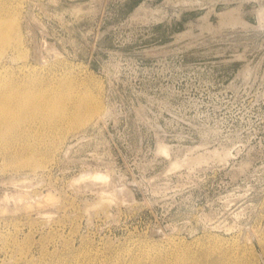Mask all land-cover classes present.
Listing matches in <instances>:
<instances>
[{"label": "rangeland", "instance_id": "374dc122", "mask_svg": "<svg viewBox=\"0 0 264 264\" xmlns=\"http://www.w3.org/2000/svg\"><path fill=\"white\" fill-rule=\"evenodd\" d=\"M7 10L24 51L1 59L13 77L26 62L29 81L108 110L61 132L40 165H19L22 134L0 142V264H264V0Z\"/></svg>", "mask_w": 264, "mask_h": 264}, {"label": "bare ground", "instance_id": "6f19581e", "mask_svg": "<svg viewBox=\"0 0 264 264\" xmlns=\"http://www.w3.org/2000/svg\"><path fill=\"white\" fill-rule=\"evenodd\" d=\"M225 12L224 14L222 13V21L224 22L226 19H229V17H226V15L229 16V14H226L229 13V11ZM230 14L231 20V16L233 15L232 13ZM224 16L226 18H224ZM235 19H237V21H242L238 16L234 18V20L232 19V22H234ZM230 20L227 21L230 22ZM20 45V29L17 24V16L12 11L7 10L5 14H0V62L1 59L4 58V54H6V50L9 47L15 50V52H11V57L16 60L17 58L20 59L22 55H24V51ZM26 65V62H22V64L19 65L20 68L14 71L16 77H13L12 73L5 67V64L3 62L0 63V80H3L0 82V142L5 145V148L9 149L10 147L7 145L13 143L17 139H21L19 135L22 134L23 139H27V143L20 149L22 150V161H20L19 165L22 166L28 164V162L31 165L42 164L48 158L49 152L52 150L55 141L58 138L61 140V132L78 129L93 117H101V115H104L108 110V107H101L99 98L90 91H81L78 88H74L73 91L75 92L73 94H67L65 89H71V86L50 88V86H41V81L36 78L29 81L27 76L32 73H22L23 66ZM5 75L7 78L3 79ZM9 75L10 78H8ZM24 122L25 125L29 122L37 127L42 126L43 129H37L35 132H33L34 129H32L30 132H27ZM29 134L33 136V139L28 137ZM161 143H159L160 148L157 146L159 149H157L158 152L167 149L163 146L164 144L161 145ZM214 151L216 150L212 151L213 155L215 154L213 153ZM208 153H210V151ZM208 158H210L208 154H200L194 158L189 157L186 160L188 165H192L197 162L200 163L202 159H204V162L206 160V162H208ZM182 161L184 160L182 159ZM176 165L177 162H175V168L181 166L180 163L178 166ZM174 166L172 165V168ZM99 178L98 176V179ZM237 263L243 264L242 261H237ZM149 264H155V262Z\"/></svg>", "mask_w": 264, "mask_h": 264}]
</instances>
